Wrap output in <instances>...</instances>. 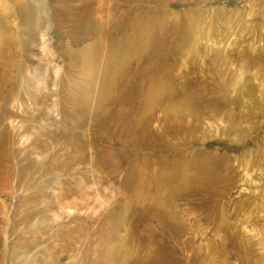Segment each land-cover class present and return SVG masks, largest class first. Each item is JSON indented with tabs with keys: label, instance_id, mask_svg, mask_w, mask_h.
<instances>
[{
	"label": "rangeland",
	"instance_id": "374dc122",
	"mask_svg": "<svg viewBox=\"0 0 264 264\" xmlns=\"http://www.w3.org/2000/svg\"><path fill=\"white\" fill-rule=\"evenodd\" d=\"M0 65L5 124L27 130L0 189V264H264V0H0ZM75 88L90 100L68 102ZM25 153L75 201L18 206ZM57 227L58 259L26 250Z\"/></svg>",
	"mask_w": 264,
	"mask_h": 264
},
{
	"label": "bare ground",
	"instance_id": "6f19581e",
	"mask_svg": "<svg viewBox=\"0 0 264 264\" xmlns=\"http://www.w3.org/2000/svg\"><path fill=\"white\" fill-rule=\"evenodd\" d=\"M141 23L142 22H140V24H135L133 26L136 29L133 31L134 35L136 37V41L135 42L126 41L122 45V47L119 50V51H121V53H119V55L121 54L122 56H121L120 60L116 59V63L122 61L123 59H126L130 55L132 48L140 49L142 47V40L145 36V28H144L143 24H141ZM89 24H90V22H88V25ZM116 63L113 66L112 71L116 69ZM5 70H6L5 67H1V65H0V79L2 78ZM6 78H7V82L1 91L2 95L4 97H8V96H11L13 98L19 97V95L17 94V91H16L18 88L15 85V83L12 81L11 77L8 76ZM84 90H86V89L75 88L74 91L71 93V96L68 99V102H70V103H84L85 101L90 100V97L87 95L86 91H84ZM154 94H155V92L151 91V95L153 96ZM102 99L103 98L101 97V101H102ZM101 101L98 99L96 101V103H101ZM145 104H146V102H145ZM7 105H8V101H3L0 105V112H1L0 113V124L4 128V131H2L0 129V189L1 188L4 189L7 186H9L10 180L12 178L13 169H12V164L10 161L11 155L13 153L18 154V153L22 152V148H19L15 145V142H14L15 137L18 136L19 133H23V132L27 131L26 129L21 127L19 132L18 131L13 132L12 129H10L9 127L6 126L5 123H6L8 118H12L15 120L18 117L17 112L12 113L9 111V109H6ZM40 113L43 114L42 112L39 111V114ZM43 115H45V114H43ZM34 116H35V114H34ZM38 118H40V117H38ZM28 119H30V117L25 118V120H28ZM15 127H17V126H15ZM15 130H17V129H15ZM25 154L26 155L24 156V160L21 157L22 161H20V165L18 167V171H17L18 180L16 183H18L17 188H19V189L27 188L28 192L26 195H24L22 200L20 202H18V204H17L18 206L26 207V206L31 205V204L40 205V203L45 202V203H47V206L59 207V206H62L63 204H65L66 201H70V202L75 201L74 199L71 198L72 195L70 192H61V193H64L65 196L67 197L66 201L60 199L58 196H53L54 194H53V192H51V190L49 188V184L47 183L50 180L49 181L47 180V182H45L43 184L41 183L42 185L37 184L36 183L37 176L43 172L42 160H32V158L30 157V154H28V153H25ZM71 182H73V183L68 184L69 189L73 188L75 186V183H76L74 181H71ZM60 189L67 190V187H63ZM6 190H7V188H6ZM74 203L78 207H83L86 202L83 200V202H74ZM38 214H43V213L39 209H36L34 211H30L28 213L24 223L26 225H29L33 221L34 217L38 216ZM56 230H58V231L55 232ZM84 230L86 231L85 228H84ZM64 231H69V230L66 228L57 227V228L51 229L50 231H46L41 235L37 234L34 236L35 237V239H34L35 243L29 242L26 246V250H30L36 246H39V245L45 243L47 245V248L52 250L53 256L55 255L53 258L58 259L59 255L62 254L61 251L63 249L60 248V241L57 237H55V234H58L59 236H61L62 234L63 235L69 234L68 232H64ZM72 232H74V231H72ZM42 250H43V247H42ZM40 260H41L40 257L35 258V260L33 261L32 264H37V262H39Z\"/></svg>",
	"mask_w": 264,
	"mask_h": 264
}]
</instances>
